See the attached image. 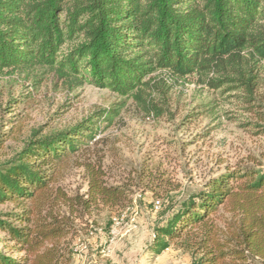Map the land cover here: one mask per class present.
Masks as SVG:
<instances>
[{
    "label": "trees",
    "instance_id": "obj_1",
    "mask_svg": "<svg viewBox=\"0 0 264 264\" xmlns=\"http://www.w3.org/2000/svg\"><path fill=\"white\" fill-rule=\"evenodd\" d=\"M263 62L264 0H0V73L49 66L70 86L90 82L133 97L143 109L153 103L147 90L159 70L178 80L197 76L214 90L237 89L251 100ZM94 122L49 136L35 132L0 164V205L20 210L9 215L13 221L0 219V231L13 253L22 254L0 251V264L71 262L60 240L74 225L51 213L56 204L49 192L56 165L80 149L78 138L92 132ZM87 136L91 143L96 137ZM83 164L92 200L124 207L129 187L105 185L101 166ZM174 241L192 256L188 264H264V172L227 168L182 200L156 228L154 249Z\"/></svg>",
    "mask_w": 264,
    "mask_h": 264
},
{
    "label": "rangeland",
    "instance_id": "obj_2",
    "mask_svg": "<svg viewBox=\"0 0 264 264\" xmlns=\"http://www.w3.org/2000/svg\"><path fill=\"white\" fill-rule=\"evenodd\" d=\"M257 76V92L247 100L242 91L214 90L197 76L178 80L156 71L147 90V100L159 107L153 113L151 104L143 109L109 88L70 86L49 66L7 69L0 73V164L35 132L49 136L95 119L92 132L78 138L80 149L55 164L57 180L49 192L56 204L51 213L74 225L60 240L62 251L71 253L69 264H188L192 256L175 248V241L154 249L155 230L182 200L227 168L264 172V62ZM84 161L101 166L105 185L129 187L124 207L92 200ZM19 211L13 203L2 204L0 219L13 221L9 215ZM7 238L0 231V251L20 257Z\"/></svg>",
    "mask_w": 264,
    "mask_h": 264
}]
</instances>
